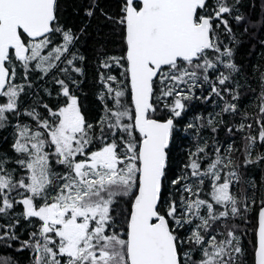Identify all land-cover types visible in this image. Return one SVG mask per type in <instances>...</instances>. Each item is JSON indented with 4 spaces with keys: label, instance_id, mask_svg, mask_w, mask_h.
I'll return each mask as SVG.
<instances>
[{
    "label": "snow or ice",
    "instance_id": "6c2138e0",
    "mask_svg": "<svg viewBox=\"0 0 264 264\" xmlns=\"http://www.w3.org/2000/svg\"><path fill=\"white\" fill-rule=\"evenodd\" d=\"M260 6L88 0L76 23L61 0H0V246L28 264H264V68L257 92L236 60Z\"/></svg>",
    "mask_w": 264,
    "mask_h": 264
},
{
    "label": "trees",
    "instance_id": "16d2710c",
    "mask_svg": "<svg viewBox=\"0 0 264 264\" xmlns=\"http://www.w3.org/2000/svg\"><path fill=\"white\" fill-rule=\"evenodd\" d=\"M117 0H98V3L100 7L105 8L106 10H110L112 7L115 6ZM245 4H250L251 0H244ZM88 3V0H61V4L64 7L65 10V16L69 21L79 23L80 19L83 17V6H86ZM256 7H248L246 10L248 11L249 15L254 19H259L261 15V6H260V0H255ZM74 8H79L80 15L77 16L74 14ZM83 19H88L87 17H83ZM103 20L102 17L97 14V16H94L91 18V24L93 28V35H96L95 29L97 27H100V36L105 37L108 39L109 43L106 45V47L111 48L113 45L111 44V41L115 39L111 35V29L108 26H102L101 21ZM239 33L243 32V26H241L240 29H238ZM241 44L238 47V51L236 54V60L237 62L243 66L245 69L244 77L247 80V83L251 85V88L256 89V91H259V84L256 79V76L258 73H253V66L254 65H260L262 68H264V46L261 45V41H264V28H258L253 33L249 34H243L240 36ZM99 43H103V39L99 42H94L92 40H89L88 42V48L87 52L89 55L92 54V49L94 46H98ZM244 81L242 80V83ZM95 82L93 80V69L89 68L86 77L83 80L82 85V103L84 104L85 108L89 112H94L96 109V98H95ZM255 99L253 93L246 89L245 94L242 96V104L241 107H249V110H251V102ZM26 103H31L30 99L26 98ZM204 108H206L208 111L212 110V105H204L202 107L197 108V111H201ZM191 115V113H190ZM228 119V117H226ZM0 134L6 135V133L0 132ZM220 138L225 139L224 133H220ZM237 143H239V137L236 138ZM264 167V166H262ZM248 174L255 176L257 179H259L260 176V170L253 167L248 169ZM239 222V221H237ZM22 238H24L22 236ZM244 245L247 246V240L245 239L243 241ZM15 245H13L12 249H7L5 247L0 246V255H11L19 260V264H28V258L29 254L27 252H16L15 251Z\"/></svg>",
    "mask_w": 264,
    "mask_h": 264
}]
</instances>
